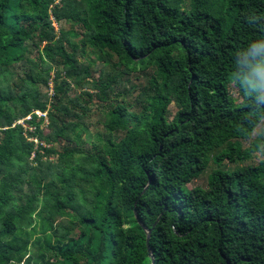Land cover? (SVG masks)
Wrapping results in <instances>:
<instances>
[{
	"label": "trees",
	"instance_id": "16d2710c",
	"mask_svg": "<svg viewBox=\"0 0 264 264\" xmlns=\"http://www.w3.org/2000/svg\"><path fill=\"white\" fill-rule=\"evenodd\" d=\"M263 70L264 0H0V264H264Z\"/></svg>",
	"mask_w": 264,
	"mask_h": 264
},
{
	"label": "rangeland",
	"instance_id": "374dc122",
	"mask_svg": "<svg viewBox=\"0 0 264 264\" xmlns=\"http://www.w3.org/2000/svg\"><path fill=\"white\" fill-rule=\"evenodd\" d=\"M65 29L67 31H69L70 37L72 38L73 41H75L77 39L78 30L77 29H69V26H65ZM17 72H19V70H17ZM260 74L262 76H264V70L261 71ZM137 76H140V75L139 74H135L134 77L130 78L131 82H130V84H128V88L129 89H131L133 86L137 87V85L140 83V82L137 81V78H136ZM262 89L264 90V86L262 87ZM132 91H133V94H131V95H129L127 97V99L130 100V101H132L134 99V97L136 96L135 91L134 90H132ZM229 91H230L231 95L235 98L236 101H240V96H239V93L237 91V88L232 83L229 85ZM120 99L121 98H118V100H120ZM102 116L103 115H101V116H93V119L97 120V119H99V117L102 118ZM29 121L31 122V120H29ZM29 121L28 120L25 121V125H27V126L30 125ZM31 127H34V126H31ZM255 137H261V138H255ZM256 140H259V142H260L259 148L256 149L253 152L252 158L244 161L243 163H241V165H247V164L256 163L259 160L264 158V119L261 121V123L251 133L250 138L242 140V144L245 147H250V146H252V144ZM225 166H227L229 168H233V164H230V165L229 164H225ZM214 168H215L214 164L212 162H210L209 168L206 170V172L203 175H201V177H199L197 180H195L191 184H189L188 187H190V186H202V187H205L206 186L207 175Z\"/></svg>",
	"mask_w": 264,
	"mask_h": 264
},
{
	"label": "built area",
	"instance_id": "2783aa9c",
	"mask_svg": "<svg viewBox=\"0 0 264 264\" xmlns=\"http://www.w3.org/2000/svg\"><path fill=\"white\" fill-rule=\"evenodd\" d=\"M35 114H36L38 117H44V118L46 119V122L48 123V121H47V114H46V113H42V112H40V111H36ZM30 119H31V116H29V117H27V118H25V119H23V120H19V121L17 122V124L23 125V126L26 128V130H29V131L33 132L34 129H35L34 127H28L27 125H25V121L30 120ZM29 140L35 142L36 144L39 143V141H38L37 139H33V138H31V139H29Z\"/></svg>",
	"mask_w": 264,
	"mask_h": 264
},
{
	"label": "water",
	"instance_id": "95a60500",
	"mask_svg": "<svg viewBox=\"0 0 264 264\" xmlns=\"http://www.w3.org/2000/svg\"><path fill=\"white\" fill-rule=\"evenodd\" d=\"M146 234H147V237H146V246H147V249H148V251H149V253H150L149 246H148V241H149V234H150V232L147 231Z\"/></svg>",
	"mask_w": 264,
	"mask_h": 264
}]
</instances>
